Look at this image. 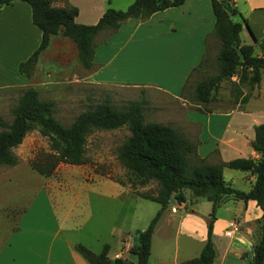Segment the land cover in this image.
<instances>
[{
  "label": "crops",
  "instance_id": "1",
  "mask_svg": "<svg viewBox=\"0 0 264 264\" xmlns=\"http://www.w3.org/2000/svg\"><path fill=\"white\" fill-rule=\"evenodd\" d=\"M82 1L90 0H66L78 8L75 20L80 23L96 22L108 7L104 4L105 0H99V5L90 2L88 7L83 9ZM66 2L54 4L64 5ZM232 2L246 18L254 35L258 38L263 36L264 0H242L243 6L239 5L238 0ZM234 15H237L234 20L241 21L239 14ZM142 22H150L149 26L159 29L150 30L148 33L140 32L141 37L151 38L155 43L165 38L166 45L161 47L162 51L166 50V74L161 76V80L153 76L142 77L144 73H140L141 69L135 65L139 53L127 52V48L122 49L120 45L124 35L128 31L133 33L134 28H140ZM213 28L214 14L210 0H184L179 5L157 10L144 20L129 18L114 31L104 29L96 34L94 64L91 70H85L78 63L74 41L59 31L50 36L47 47L38 56L32 74L29 77L18 75L19 79L16 78L15 83L10 82L8 85L17 84L22 86V89L27 86L37 88L40 84L51 86L54 82L63 83L69 80V76L64 72H72L73 68L82 67L84 80L91 83L144 89L154 85L173 98L187 100L182 95L186 79L190 70L206 54L208 40L209 44L215 42ZM14 29L18 31L17 34ZM31 32L33 42L30 45L28 43L24 51L25 57L37 46L41 37L40 29L31 21L30 6L26 1L14 0L2 7L0 42L10 44L13 48V38L16 35H28L29 38ZM239 35L242 43H255L244 22ZM114 42L118 43L116 48L111 47ZM17 45L23 49L25 42L18 41ZM51 69L55 70L54 74L50 73ZM37 72L44 80H40L39 76L37 79ZM147 79H152V82ZM235 80L233 76L228 87H223L222 81L213 98L205 104L189 100L193 106L185 108L182 113L184 125L174 124L195 143L197 155L209 163L242 156H259L250 141L254 137V125L264 122V106L256 105L258 102H255L257 98H264V75L251 91L241 85V92H238ZM88 161L89 159L73 165L86 166ZM80 170L81 167H77L71 173L45 176L41 191L27 196L25 201L19 199L22 196H18L17 199L9 201L7 206L1 207L5 216L0 217V264H90L75 247L78 242L94 252L101 251L107 243L110 257L121 256L135 260L132 252L128 250L133 241L123 234V227L116 224L124 198L139 195L127 184H121L102 174L98 175L99 187L105 189H96L88 181L93 179V176H89L85 168ZM240 171L242 179L248 182L247 190L253 182V175L246 170ZM232 178L233 173L225 180L231 183ZM112 189L114 191L111 192ZM229 202L230 209L233 210L232 218L225 220L223 226L220 224L223 219L218 218L216 212L213 222V264H249L256 238V235L251 234L249 223L261 217L262 209L254 199H248L246 202L242 199H227L222 204ZM183 204L184 202L173 200L162 211L152 234L148 264H158L162 257L159 256L156 262L151 261L155 247L154 238L159 226H162L161 223L167 226L173 219H177V229L183 232L188 244L196 249L193 254L174 260L172 264H180L199 253L206 238L207 217L201 216L194 205L176 217L178 209L186 208ZM176 206L177 209L172 210ZM168 207L170 209L165 213ZM234 219H237L236 229H233L231 235H226L225 229L230 227L229 223Z\"/></svg>",
  "mask_w": 264,
  "mask_h": 264
},
{
  "label": "trees",
  "instance_id": "2",
  "mask_svg": "<svg viewBox=\"0 0 264 264\" xmlns=\"http://www.w3.org/2000/svg\"><path fill=\"white\" fill-rule=\"evenodd\" d=\"M14 0H0V10ZM30 6L31 21L41 31L37 46L18 62V71L29 77L40 52L49 43L50 36L59 31L74 41L78 63L85 69L93 68L95 50L94 38L104 29L114 31L129 18L144 20L153 12L181 4L184 0H133L124 9L108 6L94 23H80L75 20L78 8L66 3L56 5L52 0H23ZM214 14V33L219 39L216 52L215 73L197 79L193 83L192 98L205 104L213 98L222 81L235 76L237 91L241 85H256L264 75V35L256 37L246 18L234 6L232 0H210ZM239 14L240 20L232 19ZM244 22L255 43H242L239 32ZM255 45L260 53L255 52ZM204 56L190 70L199 71ZM187 78V79H188ZM186 79V81H187ZM144 100L133 99L117 107L108 97L92 107L81 110L68 123H62L55 116L53 99L43 98L34 86L25 87L11 106V119L0 114V165L17 162L14 147L22 142L26 134L36 129L48 141L47 152L39 153L30 160V165L44 176L50 175L60 162L80 164L87 161V136L96 128L110 129L125 126L128 134L116 149V157L125 168L124 178L114 180L128 184L141 197L159 203V208L144 228L133 233L129 252L135 254L134 261L121 256L110 257L109 245L104 244L94 252L78 242L75 247L90 264H148L151 239L155 225L162 211L175 200L178 203L190 198L188 191L211 202L206 238L197 255L180 264H213L215 248L212 240L213 221L216 208L229 196L235 199H254L262 209L258 238L253 244V256L249 264H264V122L254 125L251 146L259 153L257 158L235 157L228 161L209 163L196 153L195 143L170 123L146 120ZM225 167L246 170L253 175L249 189L242 190L231 185L223 176ZM155 181V191L139 190V186Z\"/></svg>",
  "mask_w": 264,
  "mask_h": 264
},
{
  "label": "rangeland",
  "instance_id": "3",
  "mask_svg": "<svg viewBox=\"0 0 264 264\" xmlns=\"http://www.w3.org/2000/svg\"><path fill=\"white\" fill-rule=\"evenodd\" d=\"M52 1L53 3L61 1L65 2L64 0ZM132 1L133 0H110V2H108V0H105L104 4L105 6L124 9ZM90 2L95 5L100 4L99 0H90L88 2L82 1L83 9H86ZM238 3L243 6L242 0H238ZM232 18L237 19V15H232ZM149 23L150 22H142L140 28L137 29L133 27L135 31L133 33L128 31L124 35L120 45L122 46V49L127 48V52H133L135 54L139 53L135 65H138L141 69L140 73H144L141 75L142 77L146 76L152 78L153 76L154 78H157V80H161V76L166 74V50L162 51L163 48L161 47L163 45L165 47L166 45L165 38H162L155 43V40H152L151 38L141 37L140 32L148 33L150 30L159 29V27L149 26ZM14 32L16 34L18 33L16 29H14ZM213 35L215 42L209 44L208 40L207 51L206 54H204L205 60L202 68L199 71H194L186 81L182 95L183 97H186L187 100L173 98L161 90H158L156 88L157 86L154 85L144 89L142 87L133 88L91 83L84 80V75L82 74L84 70H82V67L73 68V73L70 71L64 72L69 76V80L63 83L57 81L51 86L40 84L37 86V89L39 90L41 97L54 100L55 116L64 124H68L81 110L87 107H92L97 102L108 97L111 103L117 107L126 105L130 100L143 98V111L146 120L170 123L172 125L178 124L182 126L184 125L182 121V113L184 109L193 106L190 102L193 100L192 91L194 81L211 75L217 70L218 62L216 59V52L219 47V39L215 33ZM13 40V48L10 44H5V42L3 44L0 42V114L7 120L11 119V106L16 101L19 93L23 90L22 86H18L17 84L16 86H12L8 84L10 82L15 83L18 75H20L19 77H24V75L18 71L17 65L18 62L25 57L24 51L27 49L28 43L29 45L32 44L33 33H30L29 38L28 35L23 37L16 35ZM18 41L25 42V47L23 49H21V47L18 48ZM117 46L118 43L114 42L111 47L116 48ZM255 52L260 53L258 45H255ZM54 72L55 70L51 69L50 73L54 74ZM36 75L38 79L39 72H37ZM39 79L44 80L41 74ZM147 81L152 82V79H147ZM223 83V87H228L231 85L232 81L230 82L229 79H226ZM242 85L246 86L248 91H251L253 86H255H249L246 83ZM239 92H241V90ZM189 100L191 101L189 102ZM255 102H258L256 105L264 106V98H257ZM128 132L129 131L125 126L110 129H94L87 136L86 153L89 159L87 165L77 166L73 164L59 163L50 175L59 176L64 172L71 173L76 170L77 167H81L80 171H82V168H85L87 174L93 176V179L88 180L92 183L91 186L96 189H105L104 187H99V174L108 176L112 179L116 177L124 178L125 176L126 170L116 157V149L124 140ZM13 150L17 156V162L13 165H0V208L7 206L9 201H12L14 198L17 199L18 196H22V198L19 199L25 201L27 196L34 195L41 191L43 182H45V176L32 168L30 160L35 158L39 153L47 152L49 150L47 138L40 135L36 129H33L26 134L22 142L14 147ZM231 173H233V178L230 179L232 181L231 185L238 189L246 190V188H248V182L242 179L241 171L234 168H225V178H228ZM139 187H141L142 190L152 192L155 191L157 184L155 181H151L148 184ZM130 189H132L133 192H137V190H134L132 187H130ZM112 191L114 190L112 189L111 192ZM189 194L190 198L183 204V207L185 206L186 208L178 209L175 213L176 217L180 212L190 209L194 205L196 211L200 213L201 216L205 215L208 221L211 202L201 196H195L188 191V197ZM227 199L235 198L229 196ZM230 205L231 202H229V204L221 203V205L215 210V218L217 212L218 218L223 219L220 223L223 226L225 225V220L232 218L233 210L230 209ZM158 208L159 203L154 200L141 196H126L116 225L123 227V234H126L128 239L134 241V231L138 228H144L147 226ZM169 209L170 207L165 210V213H167ZM175 209H177V206L176 208H172V210ZM3 215L5 216V212L1 208L0 217H3ZM176 220L177 219H173L171 224L167 226H164L163 223H161V227L159 226L154 238L155 247L151 261L156 262V260L159 259V256H162L158 264H172L174 260H179L181 257L188 254H193L196 248L191 247L183 232L177 229ZM233 221L237 222V219H234ZM249 226L251 228V234L254 236L256 235V240L259 235L257 232L260 226V217L250 222ZM131 255L134 260L136 258L135 254L132 253Z\"/></svg>",
  "mask_w": 264,
  "mask_h": 264
},
{
  "label": "built area",
  "instance_id": "4",
  "mask_svg": "<svg viewBox=\"0 0 264 264\" xmlns=\"http://www.w3.org/2000/svg\"><path fill=\"white\" fill-rule=\"evenodd\" d=\"M236 222L235 221H230L229 223V228L225 229V234L226 235H231V233L233 232V229H236Z\"/></svg>",
  "mask_w": 264,
  "mask_h": 264
}]
</instances>
